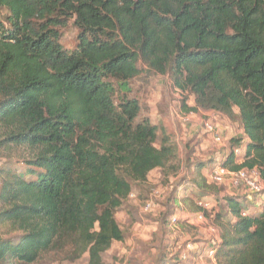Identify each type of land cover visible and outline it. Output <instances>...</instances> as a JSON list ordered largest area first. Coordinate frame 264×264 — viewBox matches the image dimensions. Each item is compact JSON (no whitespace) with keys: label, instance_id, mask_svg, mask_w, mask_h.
<instances>
[{"label":"trees","instance_id":"1","mask_svg":"<svg viewBox=\"0 0 264 264\" xmlns=\"http://www.w3.org/2000/svg\"><path fill=\"white\" fill-rule=\"evenodd\" d=\"M71 20L66 49L59 29ZM141 69L193 95L185 113L237 120L242 134L208 162L256 168L264 182V0H0V264H106L134 186L176 169L166 130L139 118L137 99L114 101ZM196 188L217 193L204 177ZM255 194L224 196L207 245L215 264H264V189Z\"/></svg>","mask_w":264,"mask_h":264},{"label":"rangeland","instance_id":"2","mask_svg":"<svg viewBox=\"0 0 264 264\" xmlns=\"http://www.w3.org/2000/svg\"><path fill=\"white\" fill-rule=\"evenodd\" d=\"M59 32L62 46L74 48L79 31L73 20L60 28ZM116 89L115 102L122 96L137 99L140 105L139 118H149L159 128V136L161 128L166 130L171 142L177 146V165L172 171L154 169L144 184L134 186L132 196L115 213L124 232V240L114 242L103 254L105 263L211 264L208 257L201 253L194 255L187 251L185 259H182L181 254L188 242L205 244L213 241L217 231L213 233L210 227L214 225L216 213L226 209L224 196L244 194L241 188L236 189L228 183L215 185L209 178L210 168L216 162L221 163V160L210 164L208 158L230 149V138L236 139L242 134L239 122L212 110L199 109L196 113H185L181 108L182 99L185 98L188 106H194V97L187 91L182 93L176 89L168 74L159 75L141 69L139 76ZM206 123L215 125L223 138L221 143L216 142L206 131ZM201 162L206 164L199 170L200 176L216 187L217 193L212 191L215 194H204L196 188V184L201 181L197 170ZM258 196H253V201ZM261 199L264 201V196ZM202 200L209 202L210 207L204 211L203 219H197L195 214ZM147 201L153 203L148 211L144 209ZM249 207L247 204L246 208L254 212ZM172 215L178 219L175 225L170 224ZM56 260L48 258L38 264H85V257L75 263L62 258Z\"/></svg>","mask_w":264,"mask_h":264},{"label":"built area","instance_id":"3","mask_svg":"<svg viewBox=\"0 0 264 264\" xmlns=\"http://www.w3.org/2000/svg\"><path fill=\"white\" fill-rule=\"evenodd\" d=\"M206 131L210 134V136L218 143H221L223 141V138L220 137L219 133L217 132V128L215 125L206 123L205 124ZM235 156V162H241L243 158V154L241 152V148H235L234 151ZM247 175V176H246ZM248 177V178H247ZM254 177V178H252ZM209 178L212 183L216 184H222V183H228L232 187L239 189L241 188V192L244 193H259L263 189L264 182L260 179L259 173L257 169H241L237 171H233L229 169L227 166L223 165L222 163L216 162L210 168L209 170ZM243 189L245 191H243ZM240 190V189H239ZM132 196V195H131ZM151 201H147L145 203L144 209L148 211L152 206ZM199 206L202 207L204 210L208 209L210 207L209 202L202 200L199 203ZM244 214V213H243ZM205 216L204 212H198L196 214L197 219H203ZM177 217L175 215H172L170 217V224L175 225L177 224ZM210 230L215 233L217 231L216 226H211ZM218 240V234L216 233ZM193 248L192 243H187L186 248L184 252H182L181 257L182 259H185L187 257V251L191 250ZM214 247H208L205 251V255L209 258L210 262L215 264V258H214Z\"/></svg>","mask_w":264,"mask_h":264},{"label":"crops","instance_id":"4","mask_svg":"<svg viewBox=\"0 0 264 264\" xmlns=\"http://www.w3.org/2000/svg\"><path fill=\"white\" fill-rule=\"evenodd\" d=\"M251 196V195H250ZM264 196V195H263ZM250 198V197H249ZM256 202V201H255ZM249 206H251V207H249L251 210H253L254 212L255 211H258L260 208V206L258 205V202H257V204H253V203H251V204H249ZM215 237H214V240L213 241H216V239H217V236L216 235H214ZM203 242H198V243H195L194 244V246H195V249L192 251V254H194V255H198V254H202V255H205V250H206V248H207V245H208V243L209 242H205V244H202ZM123 264H125V263H123ZM212 264V263H211Z\"/></svg>","mask_w":264,"mask_h":264},{"label":"clouds","instance_id":"5","mask_svg":"<svg viewBox=\"0 0 264 264\" xmlns=\"http://www.w3.org/2000/svg\"><path fill=\"white\" fill-rule=\"evenodd\" d=\"M250 194H254V193H250ZM255 195L257 196V195H259V194H258V193H256ZM256 198H258V197H256Z\"/></svg>","mask_w":264,"mask_h":264}]
</instances>
